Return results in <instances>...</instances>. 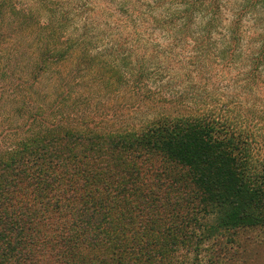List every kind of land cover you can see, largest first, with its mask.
<instances>
[{"label":"trees","instance_id":"16d2710c","mask_svg":"<svg viewBox=\"0 0 264 264\" xmlns=\"http://www.w3.org/2000/svg\"><path fill=\"white\" fill-rule=\"evenodd\" d=\"M27 1L0 264H222L264 229V0Z\"/></svg>","mask_w":264,"mask_h":264},{"label":"rangeland","instance_id":"374dc122","mask_svg":"<svg viewBox=\"0 0 264 264\" xmlns=\"http://www.w3.org/2000/svg\"><path fill=\"white\" fill-rule=\"evenodd\" d=\"M12 1H14L13 4H15L17 9L27 6V2H29L27 0ZM35 8L37 9V7ZM36 13L39 14L41 16V20H43V11L36 10ZM14 19L15 17L9 15L7 17L8 21L6 24H8V26H10V24L13 26L15 24ZM5 26L6 25L3 24L1 26L2 29H0L2 34H4V39L0 42V96L3 97L4 101L0 103L4 106L3 108L5 114L2 116L3 126H0V130L6 128L10 120L17 121L16 117L13 116V113L18 106L16 102L17 90H20V81L25 79V75L28 74L22 66H28L30 60V49H28L30 42V38H28L29 36L26 34V36H16L13 33H4L6 28ZM14 26H16V24ZM6 36H9V38L6 39ZM6 65L10 66L6 68ZM4 68L6 70H4ZM231 75H234V73ZM231 75L227 76L225 73L218 72L217 78L212 81L222 80L223 77L226 79L225 81H228ZM41 85L36 87L37 92L42 90L45 86L44 83ZM224 242L225 240L219 243L223 245ZM236 244L238 247H235L233 251L227 254L228 257L222 264H264L263 228L240 231L236 236ZM215 247H217V245Z\"/></svg>","mask_w":264,"mask_h":264}]
</instances>
